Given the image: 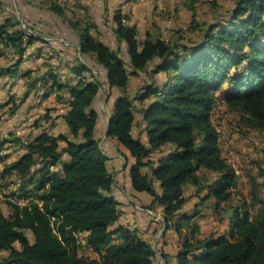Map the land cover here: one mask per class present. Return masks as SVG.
<instances>
[{
  "label": "trees",
  "instance_id": "1",
  "mask_svg": "<svg viewBox=\"0 0 264 264\" xmlns=\"http://www.w3.org/2000/svg\"><path fill=\"white\" fill-rule=\"evenodd\" d=\"M233 2L224 15L194 27V41L141 38L118 9L116 49L93 34L87 16L72 11L77 53L68 78L60 64L22 68L42 34L13 15L0 19V78L25 83L19 97L0 100V121L40 89L44 99L53 94L69 107L60 115L66 132L53 134L52 124L44 125L53 119L51 106L27 135L0 137V189L9 211L0 206V264H156L152 244L118 224L113 175L95 135L96 103L114 90L108 136L133 158L131 187L152 197L145 208L160 212L156 222L176 232V264H264V168L251 177L248 194L239 191L234 154H224L212 118L221 102L248 129L264 132V0ZM48 9L64 16L67 8L51 0ZM131 75L140 82L131 83ZM135 125L146 141L132 134ZM10 147L13 158L5 152ZM192 198L193 211H184ZM206 215L216 222L202 231L199 218Z\"/></svg>",
  "mask_w": 264,
  "mask_h": 264
},
{
  "label": "crops",
  "instance_id": "2",
  "mask_svg": "<svg viewBox=\"0 0 264 264\" xmlns=\"http://www.w3.org/2000/svg\"><path fill=\"white\" fill-rule=\"evenodd\" d=\"M57 1L67 8L64 16H58L48 9L51 0H23L26 7L23 9L25 12H23L24 15L20 20L37 26L43 30L44 35H42L43 41H37L27 49L29 58L23 61L22 68L34 70L39 68L43 71L46 68L44 62L54 65L60 64L61 77H72L68 71V62L73 61L77 53V34L69 25V21L73 19L72 11H75L81 18L87 16L96 26L92 31L93 34L113 49L118 48L116 38L113 34V27L115 25L113 16L114 12L118 9L128 18L129 24L137 27L141 38L149 34L153 38L161 37L166 39V33L168 31L166 27L168 26H166L167 24H165L162 15H168V11L165 8L169 6L162 8L159 0ZM178 7L182 14L186 13L184 3H181ZM0 13V19L11 15L7 3L0 8ZM39 52L41 56L38 58L35 54ZM0 62L2 63L3 60L0 59ZM103 75L105 74L103 73ZM130 81L133 84L139 83L140 78L131 75ZM24 89L25 83L21 78L10 79L6 76L0 78V94L2 95L0 100L8 94H13L17 98L22 94ZM40 91L41 89L32 92L17 111L18 113L24 109V114L28 113L26 122L29 130L26 132L25 129L18 127L19 125H15V129H12V132L20 136L28 134L32 128L31 123L33 122H30L32 106H36L41 112H44L47 107L53 106V119L44 123V125L48 126L52 124L49 131L53 134L67 131V126L60 115L66 113L69 107L65 104L57 103L53 94L45 99L41 96L39 99L33 97L36 96L35 93L38 96ZM116 96L117 91L114 90L110 98L104 96L100 102L96 103L95 108L98 116L95 135L99 139L102 152L107 160V165L113 175V195L118 201V208L120 210L118 224L126 225L130 229L135 230L138 236L152 244L156 251L154 256L156 264H169V259H174L176 262L175 254L178 249V236L176 232L174 229L165 230L164 227L159 226L154 219V212L152 213V211L145 208L151 202L152 197L147 193L135 192L131 187L129 169L133 164V158L114 138L108 136L107 122L109 116L115 109ZM17 113L13 115L11 121H14L15 124H26L24 122L26 118L20 120ZM139 117L140 115L136 113V121L139 120ZM140 130L141 127L135 125L132 134L135 137L140 134L142 140L146 141L145 133H141L142 131ZM63 144L61 143V146ZM122 152L126 156L122 155ZM192 201L194 204L196 199L193 198ZM189 202L190 200L185 204L184 211H186ZM215 222L211 215L199 218L202 231L210 230Z\"/></svg>",
  "mask_w": 264,
  "mask_h": 264
},
{
  "label": "rangeland",
  "instance_id": "3",
  "mask_svg": "<svg viewBox=\"0 0 264 264\" xmlns=\"http://www.w3.org/2000/svg\"><path fill=\"white\" fill-rule=\"evenodd\" d=\"M159 1L161 2L162 8L164 6H169L168 8H165V10L168 11V15H162V18L165 20V24H167L166 26H168L166 27L168 30L166 33V39L175 40L180 38H190V40L192 41L197 40L199 38V30H194V27H197V25L200 27L204 22L209 23L213 21L217 14L224 15L230 8L233 7L234 4L233 0ZM181 3H184V7L186 8L185 14H182L180 8L178 7L181 5ZM7 4L11 15L19 19L23 17V12H25L23 9L26 7V4L23 2V0H7ZM192 15L194 16V20H192ZM23 23L24 22H22L20 26L26 29L27 31H30L25 27ZM28 24L31 25L29 22ZM31 26L37 28L36 30L39 31L42 35H44L43 30L39 29L33 24ZM100 77H103V73L102 75L100 74ZM1 96L2 95L0 94V98ZM7 96H3L2 100H6L8 98ZM33 97L39 99L40 94L38 96L36 95ZM31 110L32 115L30 117V122H32L35 118L43 114V112H41L40 109H38L36 106H32ZM17 115L21 120L25 119L28 113L24 114V109H22L17 113ZM12 117L13 116L6 113L4 115V118L0 121V137H4L9 132H12V129H15V125H19L18 127L25 129L26 132L29 130V126L27 127L26 122L27 118L24 121L26 122V124L21 125L19 123V119V124H15L14 121H11ZM212 118L217 128L221 131L220 134L224 154H227L229 150H231L234 154V159L232 160V163L238 169L239 173L238 190L244 194H248L251 185V177L256 176L258 174L259 168H264V132L248 129L242 119V115L237 111L229 109L226 105L221 102L218 103L214 108ZM5 152L10 153V158H13L17 153L14 147H10ZM2 165L3 164L0 163V168L2 167ZM11 188H14V186H11ZM2 190L4 189H0V206L3 212L7 214L9 211L7 205L3 202L5 199H7V196L2 194ZM192 200L193 198L189 202L187 209L188 212L193 211L191 206L193 202ZM153 215L155 220L161 219L160 212H154ZM220 226V229H223L224 226H226V223L225 225L221 224ZM168 261L169 264H176L174 259H169Z\"/></svg>",
  "mask_w": 264,
  "mask_h": 264
},
{
  "label": "bare ground",
  "instance_id": "4",
  "mask_svg": "<svg viewBox=\"0 0 264 264\" xmlns=\"http://www.w3.org/2000/svg\"><path fill=\"white\" fill-rule=\"evenodd\" d=\"M161 217V216H160ZM161 219H162V217H161ZM158 220V219H157ZM160 220V219H159Z\"/></svg>",
  "mask_w": 264,
  "mask_h": 264
}]
</instances>
